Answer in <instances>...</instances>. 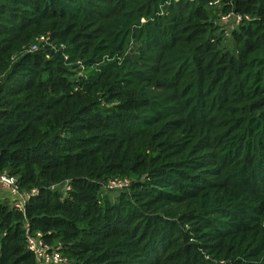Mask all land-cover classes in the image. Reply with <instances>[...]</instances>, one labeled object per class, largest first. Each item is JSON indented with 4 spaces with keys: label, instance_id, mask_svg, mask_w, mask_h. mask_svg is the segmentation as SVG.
Instances as JSON below:
<instances>
[{
    "label": "trees",
    "instance_id": "16d2710c",
    "mask_svg": "<svg viewBox=\"0 0 264 264\" xmlns=\"http://www.w3.org/2000/svg\"><path fill=\"white\" fill-rule=\"evenodd\" d=\"M4 172L0 264H264V0H0Z\"/></svg>",
    "mask_w": 264,
    "mask_h": 264
},
{
    "label": "built area",
    "instance_id": "2783aa9c",
    "mask_svg": "<svg viewBox=\"0 0 264 264\" xmlns=\"http://www.w3.org/2000/svg\"><path fill=\"white\" fill-rule=\"evenodd\" d=\"M210 4H213L211 2ZM225 19H229L231 16L236 19L237 23L242 19V16L236 13H228L222 15ZM222 18V17H221ZM49 36L40 35L37 37V42L31 44V51H35L40 47V44H48ZM67 59L68 56L65 55ZM80 63V61H79ZM132 179L127 176H115L110 178L105 183V188L107 189H124L129 187ZM65 188H69L67 182L64 183ZM59 186L57 185H54ZM53 186V187H54ZM36 193V189L32 191H22L19 188L18 178L15 175L4 172L0 174V197H4L11 207L19 211H25L26 204L31 195ZM27 247L31 250L35 257V264H69V259L60 251L58 247H52L46 243L41 233L35 235H27Z\"/></svg>",
    "mask_w": 264,
    "mask_h": 264
},
{
    "label": "rangeland",
    "instance_id": "374dc122",
    "mask_svg": "<svg viewBox=\"0 0 264 264\" xmlns=\"http://www.w3.org/2000/svg\"><path fill=\"white\" fill-rule=\"evenodd\" d=\"M222 17V18H221ZM220 19L217 18L215 20V23L220 26L221 30L225 31V35L227 37H230V34H231V31L236 27V25L238 24L236 19L233 18L234 16H231L229 19H225L223 16H221ZM47 36V35H46ZM48 37V36H47ZM49 41V40H48ZM49 44H51V42L49 41L48 42ZM31 44L33 43H30L29 45H24L20 51L16 54H14L13 56V59L17 58V56L19 54H23V53H26V52H30V48L32 47ZM226 45L230 46V38H228V41L226 42ZM56 46V45H55ZM59 47H63V44H59ZM78 62H75L74 64H77ZM80 74V73H79ZM61 189H66L65 188V185L63 183L60 184ZM106 189V193L112 198L114 199L115 197H117L120 193V191L122 190H119V189H114V190H111V189ZM124 189H128V187L124 188ZM1 199H5L4 197H0ZM167 209H171L173 210L174 212L177 213V215H180L182 214L183 212L186 211V208L184 206H180V205H168L166 206ZM161 211H162V208H160ZM187 228V227H186ZM191 241H196L194 239H191Z\"/></svg>",
    "mask_w": 264,
    "mask_h": 264
}]
</instances>
